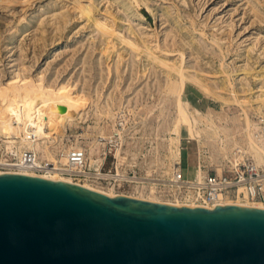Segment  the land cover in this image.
Listing matches in <instances>:
<instances>
[{
  "label": "rangeland",
  "instance_id": "rangeland-1",
  "mask_svg": "<svg viewBox=\"0 0 264 264\" xmlns=\"http://www.w3.org/2000/svg\"><path fill=\"white\" fill-rule=\"evenodd\" d=\"M16 77L80 102L81 117L52 149L59 163L82 146L91 165L102 138L100 168L114 173L108 138L126 120V173L170 179L193 160L216 170L213 155L227 161L211 137L230 146L246 118L264 114V0H0V88ZM183 106L204 129L200 146L183 132ZM91 181L174 200L167 190Z\"/></svg>",
  "mask_w": 264,
  "mask_h": 264
},
{
  "label": "water",
  "instance_id": "water-1",
  "mask_svg": "<svg viewBox=\"0 0 264 264\" xmlns=\"http://www.w3.org/2000/svg\"><path fill=\"white\" fill-rule=\"evenodd\" d=\"M0 264H264V208L177 206L3 173Z\"/></svg>",
  "mask_w": 264,
  "mask_h": 264
},
{
  "label": "bare ground",
  "instance_id": "bare-ground-1",
  "mask_svg": "<svg viewBox=\"0 0 264 264\" xmlns=\"http://www.w3.org/2000/svg\"><path fill=\"white\" fill-rule=\"evenodd\" d=\"M77 3V2H76ZM56 93V92H55ZM54 94L53 91L46 90V88L35 84L28 80H20L16 77L11 80L8 85L0 88V147L5 146L6 148L15 147L16 151L19 153L23 149H31L36 152L40 160H46L51 162L56 167H63L66 165V156L64 162L59 163L56 158L55 153L52 154V149H55L56 143L59 142V138L63 136L65 127L73 123L79 117H81L80 102L70 95H66V98L62 95ZM184 104V103H183ZM186 104V103H185ZM187 105V104H186ZM181 119L183 121V132L191 140V142H196L198 146L201 145L202 140L198 137L197 132L200 130V122L196 117H191L189 111H187L186 106L181 107ZM179 112V113H180ZM120 114H124L122 111ZM195 115V114H194ZM264 116V114H263ZM125 119V117H124ZM180 120V117H179ZM122 123L121 128L118 129L115 127L114 133L108 138L111 139L113 136L118 135V138L121 141V146L116 147L114 152V158L117 163L116 172L118 177L126 179L125 171L121 169L120 163L128 161V150L123 149V134L127 130L126 120L119 121ZM54 125V129H50V126ZM117 126V124H116ZM202 129V128H201ZM204 129H202L203 131ZM258 130V121H252L249 118H246L243 124L242 134L239 138L233 140L232 145L228 146L224 143L223 139L213 138L218 145V152L223 153L227 162H231L234 159H242L244 156H251L254 163L264 169V137L260 136L257 132ZM204 133V131H203ZM218 136V135H217ZM107 139V140H108ZM219 139V140H217ZM5 140H8L7 142ZM105 139H100L98 147L101 148L98 158L100 159H91V165L89 161V153L86 148L82 146H73L72 148H81L85 151V163L84 165L90 170L93 171V174H96L100 170V164H103L102 156V147L104 146L103 141ZM119 141V140H118ZM50 145V146H49ZM220 145V146H219ZM71 148V149H72ZM200 148V147H199ZM70 150V149H69ZM199 150V149H198ZM68 151V150H67ZM66 151V152H67ZM200 151V150H199ZM217 152V153H218ZM104 153V152H103ZM215 153V154H217ZM199 154V153H198ZM127 156V157H126ZM199 156V155H197ZM135 158V156H132ZM199 160V159H198ZM212 162L216 165V170H219L222 167V162L220 159H216L215 155L211 158ZM210 160V161H211ZM120 162V163H119ZM177 159L173 163L176 164ZM208 162V161H207ZM155 163V162H154ZM200 161H192L187 172L183 170V167H176L180 169L183 175L186 178L197 179L199 180L206 173L202 170L200 166ZM102 167V166H101ZM135 167V166H134ZM132 167V168H134ZM148 167H151L149 165ZM137 168V167H136ZM139 171V170H138ZM130 172V171H129ZM24 174L33 175V173L26 172ZM43 178H49L52 180H62L66 182H71V178L67 176H62L56 171L49 175H38ZM172 176V175H171ZM170 179L164 178H154V177H142L138 176L134 181L126 179V182H129L128 187L135 191H147L148 188L159 190V194H164L163 190H167L174 197V200H167L164 202L162 198L155 196L157 194L154 190L151 191V195H131L123 192H112L105 191L100 188H95L92 185L99 184L97 181H91L89 179L84 180L80 183L82 186L102 192L109 196L115 195H127L135 198L146 199L154 202H163L167 204H174L177 206L180 205H191L189 202H183L178 200V193L174 186L169 183ZM132 181V182H131ZM97 182V183H95ZM118 183V182H117ZM103 186V185H102ZM111 186L113 189L115 185L108 183L107 186ZM121 187V184H118ZM126 187V185H125ZM118 188V187H117ZM224 203H232L230 200H225ZM236 204H245L246 206H255L259 208H264V205L259 203H240L236 201Z\"/></svg>",
  "mask_w": 264,
  "mask_h": 264
},
{
  "label": "built area",
  "instance_id": "built-area-1",
  "mask_svg": "<svg viewBox=\"0 0 264 264\" xmlns=\"http://www.w3.org/2000/svg\"><path fill=\"white\" fill-rule=\"evenodd\" d=\"M257 132L264 137V116L258 118ZM117 142V139L108 141V151L112 150L113 156L116 147H119ZM114 146L116 147L113 150ZM65 155L66 165L56 167L51 162L40 160L38 154L31 149H23L18 153L15 147L2 146L0 174L29 172L38 176L49 175L56 171L62 176L71 178V182L77 184L86 179L126 182V179L133 181L138 177L135 169L125 173L126 179L118 177L116 170L111 173L100 168L96 174H93L94 172L84 165L86 156L81 148H72ZM171 175L169 183L176 189L180 201L191 203V205L186 204L188 206L214 208L216 205L236 204V201L264 205V169L257 166L248 155L224 163L219 172L208 170L199 180L186 178L180 169H175ZM225 200H230L232 203H224Z\"/></svg>",
  "mask_w": 264,
  "mask_h": 264
},
{
  "label": "crops",
  "instance_id": "crops-1",
  "mask_svg": "<svg viewBox=\"0 0 264 264\" xmlns=\"http://www.w3.org/2000/svg\"><path fill=\"white\" fill-rule=\"evenodd\" d=\"M204 170H205V172L207 173V171H208L209 169L204 168ZM219 171H220V170H219Z\"/></svg>",
  "mask_w": 264,
  "mask_h": 264
}]
</instances>
